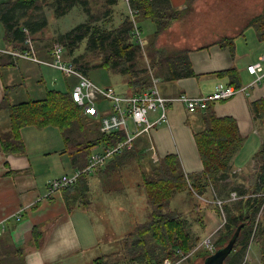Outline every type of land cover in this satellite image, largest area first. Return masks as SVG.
Instances as JSON below:
<instances>
[{
    "label": "crops",
    "instance_id": "0c3cea01",
    "mask_svg": "<svg viewBox=\"0 0 264 264\" xmlns=\"http://www.w3.org/2000/svg\"><path fill=\"white\" fill-rule=\"evenodd\" d=\"M169 1L171 7L178 11V18L157 35H154L155 26L149 19L140 16L138 20L136 15L141 38L150 53L186 50L195 75L176 80L165 79L167 67L163 62L159 67L161 73L156 77L160 93L163 96L210 94L218 84H231L228 77L217 76L218 71L229 68H235L240 86H247L253 78L247 72V66L258 62L264 55V27L260 36L258 27L250 24L252 17L259 14L258 0ZM124 13L128 15L127 10ZM27 37L33 41L28 31ZM1 47H10V44L4 40V32L0 28ZM37 54L40 58L48 59L51 50H39ZM13 69L23 72L18 80H15ZM54 69L2 54L0 104L4 98L9 104L41 99L51 89L72 91L77 79L56 69L64 75L65 79L61 82ZM28 76L31 77L30 82L27 81ZM104 86L129 93L126 83L117 78ZM26 87H29L28 90H24ZM22 89L29 99L18 101L23 95ZM261 97H264V81L227 100L211 102L217 116H231L236 120L243 137L241 147L250 142L249 136L259 132L249 103ZM105 108L109 106L105 105ZM203 110L191 113L180 103L171 104L167 122L155 125L148 136L142 134L135 139L132 158L120 160L113 156L104 166L83 175V181L87 184L84 193L86 200H82L79 193L82 187L80 183L77 187L50 196H46V190L51 178L83 166L91 153L102 148L103 144H100L90 151H78L81 148L79 140L85 142L99 130V119L83 114L78 122L77 140L66 139L54 126L22 127L20 136L24 152L6 153L0 149V221H5V230L0 233V249L9 245L24 248L22 264H81L85 257L91 262L94 258L91 250L104 242L103 234L108 232L105 236L108 243L121 241L126 234L121 228L129 224L131 198L137 216L142 213L146 216L143 173L156 162L154 152L157 160L169 153L177 154L186 174L202 170L193 132L203 127ZM159 113L156 109L149 114V118L154 120ZM9 130L8 109L0 108V134ZM258 146L255 145V151L260 148ZM241 147L232 158L237 169L242 167L235 165L239 161ZM132 160L137 170L140 169L141 182L134 180L137 191L131 187L127 171ZM19 210L20 217L17 218ZM104 216L109 217L107 224L102 220ZM35 226L41 229L40 234L43 235L39 242L38 236H33Z\"/></svg>",
    "mask_w": 264,
    "mask_h": 264
},
{
    "label": "trees",
    "instance_id": "16d2710c",
    "mask_svg": "<svg viewBox=\"0 0 264 264\" xmlns=\"http://www.w3.org/2000/svg\"><path fill=\"white\" fill-rule=\"evenodd\" d=\"M117 0H9L0 2V23L4 29V40L10 47L27 48L26 30L35 32L47 25V19L26 20L33 13L45 6L56 17H62L74 7H79L85 14L82 22L65 32L58 33L54 40L65 48L66 56L74 67L85 75L93 69H105L112 75L124 77L129 93L140 92L149 87L151 78L157 77L160 66L166 63L165 79L176 80L194 76L188 52L179 50L173 53H150L142 48L133 38V23L128 15L113 25L112 13ZM138 10L137 19L142 16L155 25L154 35L165 29L178 18V11L171 7L169 0H133ZM250 24L258 27L260 36L264 27V5L261 12L252 17ZM29 33V32H28ZM30 34V33H29ZM224 41H230L225 39ZM83 46V50L76 53ZM2 53H0V57ZM148 59V62L146 61ZM219 77H228L231 84L240 86L235 68L217 72ZM0 108L8 109L10 130L0 134V149L6 153L24 152L20 129L24 126H54L66 139H78V122L83 117V110L72 99L71 91L48 90L41 99L29 100L18 104H9L4 98ZM254 119L264 118V97L249 103ZM203 127L193 132L195 144L202 162V170L186 174L177 154L169 153L158 158L143 173V184L148 208L147 220L137 223L120 241V249L93 258L91 264H163L166 257L177 258L189 254L198 244L199 237L194 235L183 211L172 208L170 202L175 194L186 192L189 196H204L209 189L232 172V158L241 147L243 137L236 120L231 116L219 117L213 104L208 103L202 113ZM125 139L123 129L110 134L97 130L93 138L85 142L79 140L82 151H90L96 145H114ZM134 147L114 155L117 159L132 158ZM259 159L255 180L251 192L240 198L233 209L227 210V217L214 241L215 250L226 245L242 224L236 237L235 245L223 264H238L239 257L247 248L252 234L257 233L261 242L260 264H264V212L256 221V216L264 207V139L255 153ZM86 164V163H85ZM85 164L83 166H85ZM81 166V167H83ZM79 178L80 195L86 200L87 184ZM82 182V183H81ZM72 187V188H74ZM235 192V191H234ZM237 194V192H236ZM238 195V194H237ZM239 196V195H238ZM240 197V196H239ZM210 210L218 214L221 208L216 203L207 204ZM197 207V208H196ZM196 210L200 208L195 206ZM194 210V208H193ZM199 221L202 219L197 218ZM207 231V228L205 229ZM33 236L38 242L43 235L35 226ZM22 247L12 245L0 249V264H22ZM209 251L193 253L203 259ZM191 255V254H190ZM201 261V262H202Z\"/></svg>",
    "mask_w": 264,
    "mask_h": 264
},
{
    "label": "built area",
    "instance_id": "2783aa9c",
    "mask_svg": "<svg viewBox=\"0 0 264 264\" xmlns=\"http://www.w3.org/2000/svg\"><path fill=\"white\" fill-rule=\"evenodd\" d=\"M124 2L127 6L128 16L133 23V38L142 45L141 32L136 21L137 9L132 4L133 0H124ZM25 44L27 48H0V53L14 59L51 66L65 75L74 76L77 83L72 88L71 96L73 101L82 108L83 114L99 119V131L101 133L110 134L119 129H123L125 133V139L117 141L114 145H103L100 150L91 153L85 166L51 178L47 184L46 196L74 187L82 175L90 174L97 167L104 166L114 155L132 149L138 136L142 134L148 136L155 125L168 121V108L171 104L180 103L188 112L192 113L203 110L208 103L227 100L235 94L244 92L248 87L264 81V55H262L258 62L247 66V72L253 76L252 81L247 86L218 84L210 94L188 95L181 93L174 96H163L158 88V79L152 77L148 88L135 93H121L111 86H101L93 82L87 75L76 69L69 60L65 59V48L59 42L52 46L51 59L38 57L32 41L28 37ZM105 105L109 108H105ZM156 109L160 113L156 119L151 120L149 114ZM153 158L157 161L155 152ZM198 197L204 199L203 196ZM238 198L236 192H231L230 200ZM214 199L222 212V201L217 196ZM20 211L16 215L17 218L20 217ZM4 230L5 221L2 220L0 221V233ZM179 261L180 259L165 258L163 264H178Z\"/></svg>",
    "mask_w": 264,
    "mask_h": 264
},
{
    "label": "rangeland",
    "instance_id": "374dc122",
    "mask_svg": "<svg viewBox=\"0 0 264 264\" xmlns=\"http://www.w3.org/2000/svg\"><path fill=\"white\" fill-rule=\"evenodd\" d=\"M124 0H118V3L116 7L113 9L112 13V22L113 25H116L119 23V21L124 17V11L126 12L127 7L124 4ZM259 3V10L258 12L260 13L262 10V7L264 5V0H258ZM244 9V8H243ZM43 18L47 19V25L44 26L43 28L32 32L28 31L32 37V43L34 44V51L37 52L39 50H44V49H52L53 44L57 43L54 40V37L61 32H65L74 25L78 24L79 22L84 21L85 19V14L82 12V10L79 7H74L69 13L66 15L56 18L52 14V10L48 7L45 6L41 9V11H38L37 13H33L32 18H30L28 15L25 16L24 19L26 20H42ZM140 20V18H138ZM151 21V20H150ZM152 22V21H151ZM138 23V22H137ZM153 23V22H152ZM173 23V22H172ZM171 23V24H172ZM154 24V23H153ZM170 24V25H171ZM170 25H168L166 28H168ZM155 26V25H154ZM0 28L1 32L4 31L3 25L0 23ZM165 28V29H166ZM28 33V34H29ZM143 42V39H142ZM140 45V44H139ZM83 44L82 47L76 51V53L80 52L83 50ZM142 48L146 49L144 46V42L142 45H140ZM2 48V47H1ZM3 48H9V47H3ZM2 48V49H3ZM66 53V52H65ZM38 56V54H37ZM40 57V56H38ZM42 58V57H41ZM51 59V56L48 58ZM66 60H70L67 56L65 57ZM56 70V69H54ZM56 77L62 82L64 78V75L56 70L54 71ZM13 73L15 76V80H18L20 76L23 75V72L19 71L18 69H13ZM93 82L100 84L102 86L104 85H109L111 83V80L113 78L122 79L124 80V77L121 75L114 76L112 75L111 72L105 70V69H93L88 75H87ZM27 81H31V77H27ZM29 87H26L24 90H28ZM22 89V96L19 98L18 101L21 100H27L29 99V96L26 95V91ZM257 130L259 131L258 133L249 136V141L246 142L243 147L240 149L239 153V161L236 162L235 165L238 167H241V169H237L232 166L231 169V174L228 177L222 178L221 180H218L216 184H214L206 193L203 198L201 199L199 197H192L189 196L185 191L183 194H175L174 197L172 198V201L170 202V206L172 208H175L176 210H181L184 213V216L188 219L189 226L193 230L194 235L199 237V242L195 246V249L183 256H177V258H170L166 257L168 259L172 260H178L180 259L178 264H193V253H196L198 251H209L212 253L215 251V245L214 241L216 240L217 236L220 233V229L224 224V220L227 217V210L228 209H233L234 206L239 202L240 198L244 197L245 195L247 196L251 192L252 185L255 180V173L257 172L258 165H259V159L257 158L254 150L255 145H259L258 147L261 146L260 142L261 139L263 141L264 139V118H258L256 121ZM59 130V129H57ZM73 130H79L78 127H74ZM255 151V152H254ZM136 163L133 162L130 164L131 167L127 170L129 173V176L131 178V187H134L133 189L137 191L136 186L134 184V180L141 182V176L137 170V167L135 166ZM244 165V166H243ZM61 175V174H60ZM237 192V194L240 196L236 200H230V194L231 192ZM180 193V192H179ZM219 200L222 201V212L218 214V212L214 210H210L208 208L207 204H213L215 203V197ZM116 202H114L115 204ZM119 203V202H118ZM200 206L198 210H196L195 206ZM217 204V203H216ZM120 203L117 205L119 206ZM122 205V204H121ZM194 208V210H193ZM264 212V207L262 210H260L256 216V221L259 220V218L262 217ZM142 213V211L140 212ZM148 208L146 206V216L144 213H142L139 217L137 216V213L134 212V204L130 202V215L128 217L129 219V224L126 227H123L121 229L124 230V233H127L128 231L132 230L133 226L137 222H141L144 220H147L148 217ZM137 216V217H135ZM198 217L202 218L200 221L197 219ZM109 218V217H108ZM108 218L104 216L102 219L105 224L108 223ZM207 228V231H205L204 228ZM127 231V232H126ZM114 234L118 235V232H115ZM108 232L103 234L104 237V242H101L100 246L97 247L94 250H91L93 257L100 256L102 254L110 253V252H115L120 249V241L118 242H112L108 243L107 241V236ZM254 237V238H253ZM207 240V243H206ZM205 241V242H204ZM209 253V254H210ZM191 254V255H190ZM92 257V256H91ZM185 257V258H184ZM260 258H261V242L258 241L257 233L252 234V238L245 249V251L241 254L239 257L238 264H260ZM88 257H85L82 259L81 264H91L89 262ZM202 259L201 257L196 258L195 257V263H201ZM118 264H123L122 262H119Z\"/></svg>",
    "mask_w": 264,
    "mask_h": 264
},
{
    "label": "water",
    "instance_id": "95a60500",
    "mask_svg": "<svg viewBox=\"0 0 264 264\" xmlns=\"http://www.w3.org/2000/svg\"><path fill=\"white\" fill-rule=\"evenodd\" d=\"M241 227L242 224L238 226L233 237L226 245L216 249L215 251L207 255L200 264H223L227 256L234 248L236 237Z\"/></svg>",
    "mask_w": 264,
    "mask_h": 264
},
{
    "label": "bare ground",
    "instance_id": "6f19581e",
    "mask_svg": "<svg viewBox=\"0 0 264 264\" xmlns=\"http://www.w3.org/2000/svg\"><path fill=\"white\" fill-rule=\"evenodd\" d=\"M254 238V237H253ZM245 264V263H244Z\"/></svg>",
    "mask_w": 264,
    "mask_h": 264
}]
</instances>
